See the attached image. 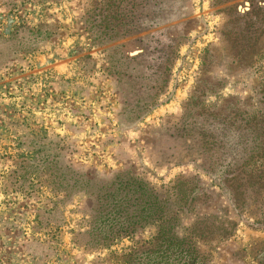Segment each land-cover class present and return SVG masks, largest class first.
Masks as SVG:
<instances>
[{
	"label": "rangeland",
	"instance_id": "obj_1",
	"mask_svg": "<svg viewBox=\"0 0 264 264\" xmlns=\"http://www.w3.org/2000/svg\"><path fill=\"white\" fill-rule=\"evenodd\" d=\"M262 96L264 0H0V264H114L76 243L91 202L64 190L65 166L219 193L203 147L221 141L216 110ZM259 252L264 227L241 223L211 264Z\"/></svg>",
	"mask_w": 264,
	"mask_h": 264
},
{
	"label": "trees",
	"instance_id": "obj_2",
	"mask_svg": "<svg viewBox=\"0 0 264 264\" xmlns=\"http://www.w3.org/2000/svg\"><path fill=\"white\" fill-rule=\"evenodd\" d=\"M223 103L214 120L221 125L216 130L221 141L213 136L207 148L203 146L212 152L205 171L219 193L195 178H179L171 199L131 171L101 178L69 166L64 173L55 161L64 190L84 192L91 202L87 229L77 234L76 243L107 251L99 258L102 263L211 264L213 251L230 240L241 223L264 227V96L258 104H249L250 110L245 108L248 102L234 98ZM227 124L232 128L229 135L221 132ZM145 230L148 237L136 238ZM126 238L130 246L113 249ZM259 253L255 260L264 264Z\"/></svg>",
	"mask_w": 264,
	"mask_h": 264
},
{
	"label": "water",
	"instance_id": "obj_3",
	"mask_svg": "<svg viewBox=\"0 0 264 264\" xmlns=\"http://www.w3.org/2000/svg\"><path fill=\"white\" fill-rule=\"evenodd\" d=\"M139 51H130V54L134 55L137 54Z\"/></svg>",
	"mask_w": 264,
	"mask_h": 264
}]
</instances>
